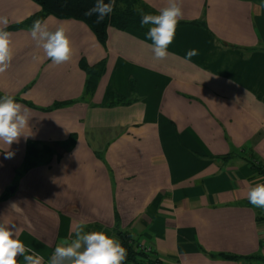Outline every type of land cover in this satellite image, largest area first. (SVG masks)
Here are the masks:
<instances>
[{
  "label": "crops",
  "instance_id": "1",
  "mask_svg": "<svg viewBox=\"0 0 264 264\" xmlns=\"http://www.w3.org/2000/svg\"><path fill=\"white\" fill-rule=\"evenodd\" d=\"M140 1L156 13L167 3ZM180 2L163 60L145 32L110 25L103 44L86 22L48 15L72 44L71 59L54 65L30 28H12L41 6L0 0L14 52L0 94L30 118L11 158L0 142V221L20 227L45 264L80 220L152 247L146 264H264V209L247 200L264 183V0ZM82 61L105 64L89 99ZM109 91L130 103L108 106ZM72 134L63 156L24 169L29 141Z\"/></svg>",
  "mask_w": 264,
  "mask_h": 264
},
{
  "label": "clouds",
  "instance_id": "2",
  "mask_svg": "<svg viewBox=\"0 0 264 264\" xmlns=\"http://www.w3.org/2000/svg\"><path fill=\"white\" fill-rule=\"evenodd\" d=\"M114 7L115 0L108 3L96 0L95 5L84 15H95V23H101L113 13ZM134 9L141 15V26L150 25L147 37L152 41L154 58H167L177 24L183 18L180 0H167L166 5L158 9L156 14L145 13L139 5H135ZM8 23L7 16H0V74L10 67L14 56L12 33L6 30ZM30 35L54 65H61L71 59L72 44L63 26L53 30L47 23L37 19L30 28ZM197 55L195 49L186 53L188 59ZM29 119L28 110L12 95L0 97V142L8 146L3 151L5 158L14 155L8 149L13 142L19 141L23 130L29 128ZM247 200L254 207L264 209V183H257L250 188ZM10 208L19 211L18 204L13 203ZM20 232L21 228L17 225L0 221V264H45L44 258L19 238ZM126 254V249L114 236L103 231H87L86 222L80 220L75 224L72 235L59 240L47 264H123Z\"/></svg>",
  "mask_w": 264,
  "mask_h": 264
},
{
  "label": "trees",
  "instance_id": "3",
  "mask_svg": "<svg viewBox=\"0 0 264 264\" xmlns=\"http://www.w3.org/2000/svg\"><path fill=\"white\" fill-rule=\"evenodd\" d=\"M41 6V11L21 24L12 26V28H31L33 22L37 19L44 20L48 15H55L59 18H76L86 22L95 32L99 40L106 44L108 37V27L110 25L121 29H133L139 32L147 33L150 25L141 26V15L135 11L134 6L139 5L145 13L156 14L153 10L143 4L140 0H115V7L112 14L105 17L101 23H95L96 16H85L84 13L93 7L96 0H34ZM110 0H105V3ZM81 67L87 73V79L84 90V98L89 99L94 93L98 80L104 72L105 64L101 62L96 65H89L86 62H81ZM0 97H3L0 94ZM108 106L117 104H129L130 101L117 93L109 91ZM57 103L55 106L61 105ZM76 142L75 134H72L69 139L63 142L55 143H39L29 141L27 146V153L24 161V169L32 168L39 164L48 163L54 156L61 157L66 152L71 150ZM259 169H264L259 167ZM264 172V170L262 171ZM99 231V230H97ZM117 239L121 245L126 249V259L123 264H146V262H153L152 259L144 252L136 249L137 242L135 239L125 231H118Z\"/></svg>",
  "mask_w": 264,
  "mask_h": 264
},
{
  "label": "built area",
  "instance_id": "4",
  "mask_svg": "<svg viewBox=\"0 0 264 264\" xmlns=\"http://www.w3.org/2000/svg\"><path fill=\"white\" fill-rule=\"evenodd\" d=\"M136 249L138 251L144 252L149 257H152L153 256L152 247H150V246H146L144 244L138 243L137 246H136Z\"/></svg>",
  "mask_w": 264,
  "mask_h": 264
},
{
  "label": "water",
  "instance_id": "5",
  "mask_svg": "<svg viewBox=\"0 0 264 264\" xmlns=\"http://www.w3.org/2000/svg\"><path fill=\"white\" fill-rule=\"evenodd\" d=\"M14 188H11V191H13Z\"/></svg>",
  "mask_w": 264,
  "mask_h": 264
},
{
  "label": "rangeland",
  "instance_id": "6",
  "mask_svg": "<svg viewBox=\"0 0 264 264\" xmlns=\"http://www.w3.org/2000/svg\"><path fill=\"white\" fill-rule=\"evenodd\" d=\"M108 235H109V234H108ZM111 235H112V234H111ZM111 235H110V236H111Z\"/></svg>",
  "mask_w": 264,
  "mask_h": 264
}]
</instances>
